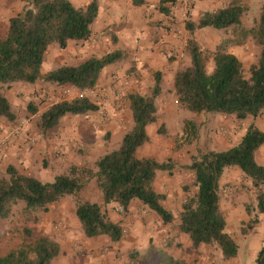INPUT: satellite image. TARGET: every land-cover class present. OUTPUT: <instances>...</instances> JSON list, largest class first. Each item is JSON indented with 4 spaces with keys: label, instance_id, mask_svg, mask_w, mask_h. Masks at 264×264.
I'll return each mask as SVG.
<instances>
[{
    "label": "trees",
    "instance_id": "trees-1",
    "mask_svg": "<svg viewBox=\"0 0 264 264\" xmlns=\"http://www.w3.org/2000/svg\"><path fill=\"white\" fill-rule=\"evenodd\" d=\"M176 2L159 0L157 8L169 16ZM97 12L96 0L86 7H76L70 0H25L22 11L9 18L6 34L0 37V120H15L3 88L42 81L79 91L90 90L96 87L105 67L121 60V52L112 51L102 57L92 56L78 65H64L42 73L49 47L56 45L59 50H65L69 42L89 40ZM244 13L245 7L232 0L214 12L203 13L197 23L185 24L190 33L212 28L231 29L235 35L225 41V50L214 53V70L210 75L205 71L206 59L197 43L187 41L185 52L189 65L179 69L173 80L181 108L193 114H218L238 121L256 118L264 111V1L256 27L251 30L260 54L249 78H245L238 58L226 52L228 46L242 45L245 41L241 21ZM160 92L157 73L149 96L130 94L127 97L132 127L122 136L117 149L96 162L94 171L72 168L51 181H40L12 166L7 167L6 176H0V220L7 219L18 203H23L27 210L46 213L50 207L72 197L77 199L73 208L83 235L86 238L105 236L117 243L122 238L119 224L112 223L98 204L77 198L94 179L104 204L115 203L126 213L130 203L138 201L162 224L177 219L178 231L188 237L193 249L210 246L218 250L223 260L235 258L238 246L228 234L219 208V180L225 169H239L257 192L258 212H264V166L255 159L256 152L264 145V132L251 125L236 146L220 152H198L187 167L193 174L196 192L184 200L180 212L174 216L163 206V195L154 189L156 174L171 171V161L158 162L138 156L139 149L149 142L147 128L157 121L155 99ZM97 110L96 103L89 99L59 101L39 116L38 127L42 133L52 131L66 115H85ZM35 112L33 109L31 114ZM162 129L158 133L164 134ZM59 251L57 241L38 235L29 245L0 254V264H52ZM161 261L162 264H186L172 256H163ZM255 264H264V247L259 250Z\"/></svg>",
    "mask_w": 264,
    "mask_h": 264
},
{
    "label": "crops",
    "instance_id": "crops-1",
    "mask_svg": "<svg viewBox=\"0 0 264 264\" xmlns=\"http://www.w3.org/2000/svg\"><path fill=\"white\" fill-rule=\"evenodd\" d=\"M72 1L78 3L80 7H86L92 0ZM158 1L96 0L98 12L91 27L92 35L89 40L83 41L84 49H80L81 45H79L77 53H90V56L102 57L109 52L120 51L122 55L120 61L105 67L99 76L95 87L100 93L98 102L96 103L98 106L96 112L85 115H66L59 121L58 127L55 130L45 133L41 132L38 125H36V119L30 115V121L28 120V123L25 122L24 128L17 134L14 131V127L22 122L20 121L22 120V115L28 114L25 107L26 103L44 94L45 99L49 97L50 100L54 99L56 103L58 100L53 97L55 95L54 91L56 89L60 90L62 87L42 81L34 85L17 83L9 87L5 97L15 114V120L13 122H8L4 119L0 120L1 176H6L5 171L9 166L14 167L22 174L34 177L40 181H51L54 176L67 174L72 168L81 169L88 166L89 169L94 171L96 162L105 154L111 152L114 149L112 147H118L122 136L129 130L132 122L128 100L126 99L125 102L123 99L119 100L114 96V93L121 94V97L126 94L145 96L149 92L148 88L153 89L155 84L154 76L157 73L160 77L165 79L171 78L173 80L174 75L179 70L180 59L175 54L181 53L182 50L180 33L182 29L185 31V24H182L185 18H183L181 10L177 11L173 16L161 14L157 8ZM204 12H212V7L206 1L193 5L189 19L193 23H197L202 15L201 13ZM94 34L97 35L94 36ZM93 37L95 38L94 41ZM100 41L103 43L102 46H98ZM76 43L82 44V42H69L67 48L60 51L64 52L65 55L71 54V49H73L72 44ZM50 48L52 47H49L48 50ZM48 50L45 54V61ZM60 59H56L57 62H61L60 64L56 61H51L47 69L45 62V73L64 66V58L61 57ZM67 65L74 64L68 63ZM160 89L161 92H166L164 86H160ZM56 95H59V93L56 92ZM51 105L45 103V110ZM165 108L168 109L167 113L159 115V117L157 116L156 123L158 122L159 126H162L161 124L166 125L167 118L171 119L174 117L173 114L175 112H180L178 107L173 111H170L171 107L169 106ZM206 116H209L208 118L217 116V119L223 123H228L231 118L218 114H206ZM248 118L256 120L258 117ZM147 133L149 142L139 149L138 156L155 160L162 159V154L166 151L164 143L161 140L155 139V136H152V125L147 128ZM167 133L169 135L173 134L169 131ZM244 133L245 130L242 136H244ZM229 135L231 138H235L232 133ZM103 138L107 140L101 142ZM29 139H33L34 142H29ZM2 142H7L5 148H2ZM212 144L213 146L216 144L222 147L227 143L220 139H215ZM191 156L193 157L190 158V162L186 163V165L191 163L192 159L196 157V153H191ZM255 159L257 161L256 155ZM171 173L172 169L169 172H158L154 181V189L158 190L159 182L167 180L166 178ZM241 176L242 173L239 169L231 167L223 171L219 180V208L227 224L231 220L236 224L241 222L244 217L241 214L242 204H237L234 196L228 197L226 202H221L220 197H227V195L223 194V196L220 194L222 189L225 190L224 186L226 184H232L235 178H240ZM162 177L165 179H161ZM165 183L168 184V182ZM77 198L91 203L98 201L96 204L99 206V203H103L101 193H99L94 179L89 181L87 187L79 193ZM75 200L77 199L74 198L73 201L70 198H66L62 202L50 207L47 212L56 211V219L61 221H65L64 216L73 217L72 223L66 222L63 230L56 237H51L60 246L59 254L52 264H70L71 257L75 255V249H65L66 243L69 244L68 240L74 236L73 233L76 232L77 235L78 232L80 233V226L76 224L77 220L74 219L72 211V203ZM224 204H226L225 207L223 206ZM100 207L105 211L107 218L112 223L119 224L121 229L133 222L134 224L138 221L141 223V216L135 212L136 207L142 212L147 211V208L138 201H132L127 212L122 213V215L116 214L119 207L115 203L105 204L104 207L102 204ZM159 224H161L159 229L162 228L160 232L166 229L169 230V224H162L160 222ZM72 226L73 228H71ZM176 226L177 221L173 225V228H175L174 234L181 235V239L185 242V245L191 246L188 237L180 233ZM256 231L253 236L252 234L244 236L243 249L238 248L237 256L231 259L229 264H255L259 250L264 247L263 237L258 230ZM81 236L84 239L83 244L90 246V249H87V251H91L95 259L102 258L99 256V252L102 250L103 244L111 242L105 236L94 238ZM170 236H173V234ZM262 240L263 242L260 243ZM204 247L207 248V246L203 245L199 248ZM206 253L207 249H199L200 261L203 259L205 261V263L200 262V264L209 263L210 260L207 261V258L204 257ZM66 254L68 257H65Z\"/></svg>",
    "mask_w": 264,
    "mask_h": 264
},
{
    "label": "rangeland",
    "instance_id": "rangeland-1",
    "mask_svg": "<svg viewBox=\"0 0 264 264\" xmlns=\"http://www.w3.org/2000/svg\"><path fill=\"white\" fill-rule=\"evenodd\" d=\"M70 1L74 6L80 7L75 1ZM204 1L209 3V6L212 7V12H214L221 7L227 6L232 0H187L186 7H182V0H179V8L177 11L181 10L183 18H185V20L182 21V24H186L188 21L192 22L189 19V14L193 5ZM236 1L245 7V13L241 19L243 30L246 33L245 41L242 45L228 46L226 52L233 54L238 58L242 64L245 78H249L250 70L257 65L260 54V47L253 38L251 30L256 27L264 0ZM24 6L25 0H0V37H3L6 34L9 18L19 14ZM96 35L97 34H94V36ZM180 35L182 50L181 53L175 54L180 59L179 69L186 68L189 65V58L185 49L187 41L194 40L206 59L205 71L210 75L214 70V53L224 49L223 45L225 41L233 39L235 31L232 32L231 29L218 31L212 28H205L190 33L185 28V31L182 29ZM94 40L95 38L93 41ZM80 42H82V44H72L73 49H71V54L67 55H65L64 52H61L56 45H52V48L48 50L46 55V61L44 57L42 73H45V62L47 69L51 64V61H56V59H60L61 57L64 58L65 65L68 63L78 65L92 57L93 55L90 56V53H77L79 45H81L80 49H84L85 47L83 41ZM102 45L103 43L100 41L98 46ZM61 61L63 62V60ZM57 63L60 64L61 62ZM173 80H171V78L165 79L160 77V86H164L166 92H161L159 97L156 98V115L159 117V115L167 113L168 109L165 108L167 106L171 107L170 111H173L178 107L180 112H175L173 114L174 117L171 119L167 118L166 125L161 124L162 126H159L158 122L155 123L154 126L152 125V136H155V139L161 140L162 143H164V148L166 150L162 154V159H157L156 161L167 162L170 160L173 165L172 173L166 178L168 181L163 180L159 182V191L156 190V192L163 195V206L174 216H177L184 200L196 192L193 174L187 168L190 164L186 165V163L190 162V158L193 157L191 156V153H196L197 156L198 152H220L230 149L240 142L243 137V131L245 130L246 132L250 125H254L258 130L264 132V112H262L256 120L248 118L247 120L238 121L234 118H230L228 123L221 122V120L217 119V116H214V118H208L209 116H206V114H195L194 116L193 113L181 108L179 104L176 103L177 98L175 95ZM8 89L3 88L5 94ZM63 89L64 88H61L60 90L56 89L54 91L55 95H53V97L57 98L58 102L62 100L60 93ZM148 90L149 92L147 95H150L152 88H148ZM56 92L59 93V95H56ZM73 92L74 89L71 88V97ZM128 96L129 95L126 94L121 97V99L125 102L126 99L128 100ZM89 100L94 103L98 102V98H91ZM45 103L54 104L55 101L54 99L50 100L49 97L48 99H45L44 94L41 97H36L27 102L25 107L28 114L22 115V120L20 121L28 123L29 118L34 116L36 119V125H38L39 116L45 111ZM33 109H35L36 112L31 114ZM131 127L132 123L129 130ZM161 127H163L162 131H164V134L158 133V130L161 129ZM167 131L173 134L169 135ZM228 133H232L235 138H231ZM215 139H220L227 144L222 147L216 144L213 146L212 143ZM104 140L107 139L103 138L101 142ZM112 148L115 150L118 147ZM256 158L257 163L264 166V145L256 152ZM84 168L89 169L88 166ZM161 179L165 178L162 177ZM165 182H168V184ZM224 188L225 190L222 189L220 195L225 194L227 197L221 196V202H226L228 197L234 196L237 204H242L241 214H243L244 217L241 222L236 224L231 220L228 224L226 223V230L236 242L238 248L243 249L242 244L244 243V236H249L251 234L253 236L257 232L256 230L260 232L264 240V212L259 213L257 210V192L251 188L250 181L242 175L240 178H235L232 184H226ZM68 198L74 201V198ZM97 202L98 201H95V203ZM74 203H72V211L74 219H76L73 208ZM99 204L100 206H102V204L103 207L105 206L104 203ZM225 205L226 204L223 206L225 207ZM47 212L40 213L27 210L23 203H18L13 206L9 217L0 220V254H5L22 245H29L38 235H45L49 238L53 236L56 237V235L63 230L66 222H73V217L71 216H64L65 221H61L56 219V211H51V213ZM135 212L141 216V223L138 221L135 224L133 222L124 226L122 230L125 232H122V238L119 242L104 243L101 248L102 250L99 252V256L102 257L100 259H95L94 254L91 253V251H87V249H90V246H85L83 244L84 239L81 236L83 235V232L80 227L79 230L81 235L79 232L78 235L76 232L73 233L74 236L68 240L69 244L66 243L65 245V249H75V255L71 257V262L69 260L68 262H70V264H162L161 258L163 256H172L184 261L186 264H200V262L205 263V261L204 259L200 261L201 257L199 256V249H207V253L204 256L207 258V261L210 260L207 264H229L230 260H223L220 253L215 248L207 246V248L198 247L197 249H193L191 246H186L185 242L181 239V235L174 234L175 228H173V225L174 222L177 221L178 226L177 219L169 224V230L166 229L163 232H160L162 228L159 229L161 227L159 222H162L155 214L148 209L147 211L142 212L138 207H136ZM122 213L123 211H120V208L116 211V214L118 215H122ZM76 224H79V222L77 221ZM177 226L176 228H178ZM71 228H73V226ZM172 234L173 236H170ZM263 240L260 241V243H262ZM65 257H68V255L66 254Z\"/></svg>",
    "mask_w": 264,
    "mask_h": 264
},
{
    "label": "built area",
    "instance_id": "built-area-1",
    "mask_svg": "<svg viewBox=\"0 0 264 264\" xmlns=\"http://www.w3.org/2000/svg\"><path fill=\"white\" fill-rule=\"evenodd\" d=\"M178 1L176 2V4L171 8V12H170V16H173L175 14V12L178 10L179 8V4ZM187 5V0H182V7H186ZM181 56V55H180ZM64 88L63 90H61L60 93V97H61V101H69V100H73V99H97L98 96L100 95L99 91L97 89H90V90H83V91H79L74 89V92L72 93V97H71V87ZM114 96L117 99H121V94L118 93H114ZM25 122H20L17 126H15L13 129L14 131H16L17 134H19V132L22 131V129L24 128ZM28 141V140H27ZM29 142L33 143L34 140L33 139H29ZM2 148H5L7 146V142H2L1 143ZM120 211H122V209L120 208ZM122 232L124 233L125 231L122 230Z\"/></svg>",
    "mask_w": 264,
    "mask_h": 264
}]
</instances>
